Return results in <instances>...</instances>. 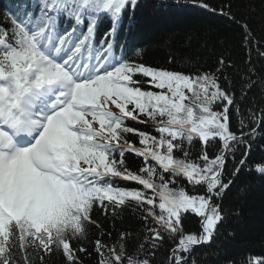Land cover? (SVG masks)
Masks as SVG:
<instances>
[{"label": "snow or ice", "instance_id": "obj_1", "mask_svg": "<svg viewBox=\"0 0 264 264\" xmlns=\"http://www.w3.org/2000/svg\"><path fill=\"white\" fill-rule=\"evenodd\" d=\"M191 2L216 11L206 0ZM138 6L139 0L3 5L0 264H46L54 253L65 264H84L83 257L93 252L96 264H154L166 244L168 264H197L194 250L213 242L224 220L217 200L232 183L225 182L229 156L240 153L238 164L246 163L257 135L264 137V107L257 113L252 105L245 118L240 102L255 81L245 73L237 96L228 75L233 65L223 58L215 69L184 72L129 56L119 33L124 14L131 25ZM220 13L238 22L230 5ZM104 16L111 24L97 42ZM241 27L248 45L252 31L247 23ZM233 110L240 117L235 130ZM128 121L148 125L155 134ZM130 136L138 138L139 147ZM197 140L202 147L193 159ZM212 142L219 149L210 155ZM126 153L142 158L143 165L130 170ZM256 170L264 174V166L257 164ZM116 178L142 188L121 187ZM180 179L202 194L170 187ZM129 205L145 233L131 252L130 232L105 243L103 236L111 233H104L93 215L99 209L107 217ZM188 215L200 218L198 233L186 232ZM93 226L97 234L90 240ZM247 264H264V258Z\"/></svg>", "mask_w": 264, "mask_h": 264}, {"label": "trees", "instance_id": "obj_2", "mask_svg": "<svg viewBox=\"0 0 264 264\" xmlns=\"http://www.w3.org/2000/svg\"><path fill=\"white\" fill-rule=\"evenodd\" d=\"M6 2L8 0H0V16L4 14L3 5ZM206 2L216 9L214 13L194 6L191 0H180V3H176V0H139L131 25L127 19L128 13L124 14L119 38L126 42L129 56L154 67L194 72L215 69L221 58L230 61L233 67L228 75L237 96L241 94L245 73L255 81L247 92V98L240 102L246 118V110L252 105H255L257 113L264 107V83H261L264 78V55H261L264 53V0ZM227 5L231 6V14L238 22L220 13L222 7L227 10ZM243 23L249 25L253 35L248 45L243 40ZM110 24L109 18L104 16L97 28V42L103 38ZM136 50L141 53L139 58L136 57ZM249 68L254 71H247ZM239 118L233 110L230 126L234 130L238 127ZM128 123L132 127L153 131L145 124ZM130 139L137 147L140 146L137 137L130 136ZM194 144L193 159L202 147L198 140ZM218 149L219 145L212 142L207 151L212 155ZM241 158L240 153L235 158L229 156L225 182L230 179L232 183L217 200L224 210V220L213 242L194 250L197 264H247L250 258H264V174L256 170L257 164L264 166V137L257 135L243 166L238 164ZM126 164L130 170L136 171L143 161L133 153H126ZM237 167L240 170L233 176ZM116 180L121 187L142 188L135 182ZM170 187H183L190 195L202 194L203 191L194 192L192 185L183 179ZM93 215L99 220L104 233H111L110 236H103L105 243L117 241L121 232H130L132 236L128 239V250L131 252L145 234L143 222L133 214L131 205L117 210L115 214L109 212L107 217L99 209ZM183 224L188 233L200 231V218L195 215H188ZM96 234L97 229L93 226L90 240H95ZM88 247L92 251V245ZM168 248L166 244L157 251L154 264H168ZM83 259L84 264H96L97 261L94 252L91 257ZM46 264H65V261L62 255L54 253L46 257Z\"/></svg>", "mask_w": 264, "mask_h": 264}]
</instances>
